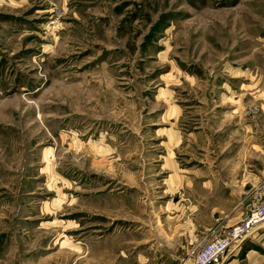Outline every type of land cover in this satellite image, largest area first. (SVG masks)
<instances>
[{
  "label": "rangeland",
  "instance_id": "1",
  "mask_svg": "<svg viewBox=\"0 0 264 264\" xmlns=\"http://www.w3.org/2000/svg\"><path fill=\"white\" fill-rule=\"evenodd\" d=\"M262 182L264 0H0V264H192Z\"/></svg>",
  "mask_w": 264,
  "mask_h": 264
},
{
  "label": "built area",
  "instance_id": "2",
  "mask_svg": "<svg viewBox=\"0 0 264 264\" xmlns=\"http://www.w3.org/2000/svg\"><path fill=\"white\" fill-rule=\"evenodd\" d=\"M250 213L210 242L191 253L192 264H219L232 250L264 221V182L250 191Z\"/></svg>",
  "mask_w": 264,
  "mask_h": 264
},
{
  "label": "crops",
  "instance_id": "3",
  "mask_svg": "<svg viewBox=\"0 0 264 264\" xmlns=\"http://www.w3.org/2000/svg\"><path fill=\"white\" fill-rule=\"evenodd\" d=\"M243 213H239V220L242 218ZM264 224H259L255 229H254V233L256 232H263L264 235ZM252 240L249 239H245L241 245L239 246V248L234 249L232 251H230L221 261V263L219 264H240L241 262H245V264H264L262 263V257L258 254V252L256 250H254L253 248H250L249 245L253 244ZM240 252H243V254L241 255V260L239 261V254H241ZM253 260V261H252Z\"/></svg>",
  "mask_w": 264,
  "mask_h": 264
}]
</instances>
